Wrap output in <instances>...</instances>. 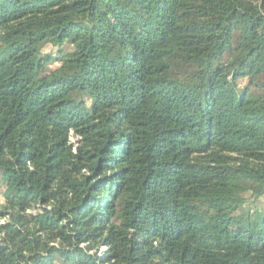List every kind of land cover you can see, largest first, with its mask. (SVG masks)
I'll return each instance as SVG.
<instances>
[{
	"label": "trees",
	"instance_id": "1",
	"mask_svg": "<svg viewBox=\"0 0 264 264\" xmlns=\"http://www.w3.org/2000/svg\"><path fill=\"white\" fill-rule=\"evenodd\" d=\"M0 187V264H264V0H0Z\"/></svg>",
	"mask_w": 264,
	"mask_h": 264
},
{
	"label": "rangeland",
	"instance_id": "2",
	"mask_svg": "<svg viewBox=\"0 0 264 264\" xmlns=\"http://www.w3.org/2000/svg\"><path fill=\"white\" fill-rule=\"evenodd\" d=\"M49 51V48H45V47H43V49H42V52H48ZM57 66V64H52L50 67L51 68H55ZM72 140V139H71ZM2 193H3V189L0 187V203L2 202ZM100 249V248H99ZM98 249V250H99ZM101 250V249H100Z\"/></svg>",
	"mask_w": 264,
	"mask_h": 264
}]
</instances>
